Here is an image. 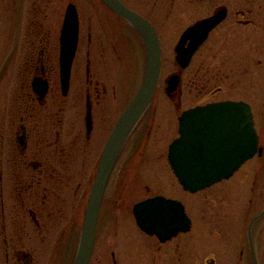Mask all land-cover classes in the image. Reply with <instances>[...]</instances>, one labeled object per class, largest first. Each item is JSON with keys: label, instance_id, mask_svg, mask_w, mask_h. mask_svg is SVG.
Listing matches in <instances>:
<instances>
[{"label": "rangeland", "instance_id": "rangeland-1", "mask_svg": "<svg viewBox=\"0 0 264 264\" xmlns=\"http://www.w3.org/2000/svg\"><path fill=\"white\" fill-rule=\"evenodd\" d=\"M122 1L154 24L162 48V71L153 102L126 143L110 177L100 212L97 249L101 253L96 257L110 254L112 248L122 256L128 244L125 236L130 233L139 241L133 248L140 252L139 259H144L142 264H168L169 258L162 254L155 263L146 243L149 238H144L141 230H137L132 213L136 201L164 194L182 200L193 219V229L178 237L180 251L177 255L181 257V264H255L249 244L251 224L258 264H264V213L253 220L264 209V0ZM70 3L76 5L80 14L81 37L73 64L71 90L64 101L67 108L60 113L61 117L71 121L75 117L84 118L89 58L92 72L106 90L100 85L104 97L95 110V147H91L86 167H82L84 181L99 159L112 126L144 76L145 47L126 19L102 0H0V67L4 68L0 106L9 101L11 88L15 89V99L18 97L21 105L22 97L30 88L31 76L26 73L22 42L15 54L7 58L19 23L33 31L50 30L58 40L65 8ZM217 5H226L229 15L183 70L181 88L173 99L165 87L166 78L178 69L176 43L186 27L208 17ZM237 10H243L239 22L233 17ZM24 33L23 29L21 35ZM25 47H29L27 40ZM55 98L58 99L54 103ZM223 99H243L251 103L261 136L262 155L248 160L232 177L207 189L186 191L167 157L169 144L178 134V115L191 106ZM60 100V96L50 100L49 110L55 111ZM46 114L49 115L48 111L44 118ZM52 133L47 134L48 137L53 138ZM78 156L84 158L83 154ZM84 189L83 183L79 194ZM78 232L74 235L67 229L63 234L55 227L45 234L46 242L36 233L33 242L36 258L49 264H72L80 240L81 231ZM176 240L163 249H173ZM71 241H74L72 247ZM4 251H0V264H6Z\"/></svg>", "mask_w": 264, "mask_h": 264}, {"label": "flooded vegetation", "instance_id": "flooded-vegetation-1", "mask_svg": "<svg viewBox=\"0 0 264 264\" xmlns=\"http://www.w3.org/2000/svg\"><path fill=\"white\" fill-rule=\"evenodd\" d=\"M222 8H226L228 16L229 8L226 5L215 6L208 16ZM240 14H243V10L235 11L233 15L234 19L237 18L235 21H241ZM19 24L20 28H17L16 37L13 46L7 52V58L8 55L15 54L22 42L21 53H24V59L27 60L26 73L31 76V83L21 99V105L18 97L15 99V89L11 88L9 90L11 94L8 91L9 101L0 106V251L5 250L3 253L6 264H49V261L36 258L34 237L37 233L36 236H43V242H46L45 234L55 227H59V231L63 234L67 229L74 235L81 231L86 200L98 159L93 168L89 169L90 173L84 181L82 167H86V157L95 147V110L104 97L100 85L103 91L106 90L97 74L92 72L89 58L86 64L84 118L75 117V120L71 121L61 117L60 113L66 110L67 106L66 103L64 104L66 97L62 96L59 78V38L57 40L50 30L42 32L40 28L37 32L31 30V27L28 29L26 24L24 27L22 22ZM217 26L210 31L208 38ZM23 29L24 36L21 35ZM26 40L29 44L28 48L25 47ZM3 70L4 68L0 67V80ZM36 77L48 83V90L42 101L39 100L38 93L34 89L33 80ZM70 90L71 86L69 92ZM58 96L62 99L61 104L59 107L56 106L55 111L49 110L50 100ZM57 99L55 98L54 103ZM88 100L94 117L93 130L90 133L85 123ZM47 111L49 115L46 114L44 118ZM49 133H52L54 137H48ZM79 154H83L84 158L77 157ZM83 183L85 189L79 194V188ZM103 202L104 197L101 206ZM69 203L71 212H69ZM134 221L136 223L135 217ZM99 225L100 213L94 249L88 264L143 263L144 259L142 261L139 259L140 252L133 248V244L136 245L139 241H135L130 233L125 236L128 244L122 256H119L116 249L112 248L110 254L96 257L101 253H98L97 249ZM192 229L193 219L188 231L178 233L167 240L140 230L144 238H149L147 240L149 242L146 243L151 249L149 254H153L155 263L159 254H162L169 258L166 260L168 264H181V257L177 255L180 251L179 235L190 232ZM175 239L177 243L173 248L174 253L171 248L168 251L164 250L165 245ZM144 241H142L143 245H145ZM72 244L74 241H71V247Z\"/></svg>", "mask_w": 264, "mask_h": 264}, {"label": "water", "instance_id": "water-1", "mask_svg": "<svg viewBox=\"0 0 264 264\" xmlns=\"http://www.w3.org/2000/svg\"><path fill=\"white\" fill-rule=\"evenodd\" d=\"M126 19L140 34L146 52L142 83L117 120L99 159L94 182L84 213L83 225L74 264H88L96 236V225L104 191L119 157L135 126L153 101L162 71V50L156 28L146 17L121 0H102ZM225 8L189 26L175 47L178 70L166 78L165 90L173 99L182 84V73L209 32L227 16ZM80 34V19L74 3L68 4L61 29L60 77L63 94H68L72 66ZM34 89L42 101L48 90L47 81L34 78ZM86 124L93 128L92 107L87 102ZM179 136L170 144L169 161L185 189L198 191L230 177L247 159L262 154L252 107L243 100H221L191 107L179 116ZM264 213L261 211L253 220ZM138 225L149 234L167 240L191 226L184 204L174 198L156 195L134 206ZM252 220V222H253ZM252 224L249 227L251 238ZM255 262L257 260L255 258Z\"/></svg>", "mask_w": 264, "mask_h": 264}, {"label": "bare ground", "instance_id": "bare-ground-1", "mask_svg": "<svg viewBox=\"0 0 264 264\" xmlns=\"http://www.w3.org/2000/svg\"><path fill=\"white\" fill-rule=\"evenodd\" d=\"M137 126H138V124L135 126V128H134V130L132 131V133L135 131V129L137 128ZM126 148V143L123 145V147H122V149H121V153H122V151L124 150ZM258 155V153H256V155L255 156H257ZM250 160V159H249ZM248 160H246L245 161V163L247 162ZM245 163H243L238 169H240ZM237 172V170L234 172V174ZM223 181V180H222ZM216 184V183H215ZM214 185V184H213ZM213 185H211V186H213ZM204 189H207L206 187L204 188Z\"/></svg>", "mask_w": 264, "mask_h": 264}]
</instances>
